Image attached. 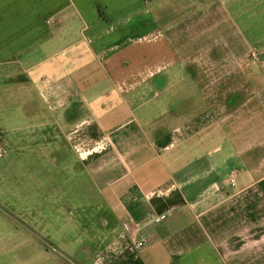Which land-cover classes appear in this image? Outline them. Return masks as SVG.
Instances as JSON below:
<instances>
[{
  "label": "crops",
  "instance_id": "obj_1",
  "mask_svg": "<svg viewBox=\"0 0 264 264\" xmlns=\"http://www.w3.org/2000/svg\"><path fill=\"white\" fill-rule=\"evenodd\" d=\"M2 103L103 201L89 264H264V0H0Z\"/></svg>",
  "mask_w": 264,
  "mask_h": 264
},
{
  "label": "rangeland",
  "instance_id": "obj_2",
  "mask_svg": "<svg viewBox=\"0 0 264 264\" xmlns=\"http://www.w3.org/2000/svg\"><path fill=\"white\" fill-rule=\"evenodd\" d=\"M26 119L25 110L2 103L0 131L12 148L0 159V264H89L92 254L72 249L97 248L103 201L51 163ZM17 127L25 129L13 132Z\"/></svg>",
  "mask_w": 264,
  "mask_h": 264
},
{
  "label": "built area",
  "instance_id": "obj_3",
  "mask_svg": "<svg viewBox=\"0 0 264 264\" xmlns=\"http://www.w3.org/2000/svg\"><path fill=\"white\" fill-rule=\"evenodd\" d=\"M229 182L231 183V185L235 186L236 185V181H235V178H231L229 180ZM147 244V240L146 239H143V240H140V241H136L135 242V245L137 247V249L139 250H142Z\"/></svg>",
  "mask_w": 264,
  "mask_h": 264
}]
</instances>
